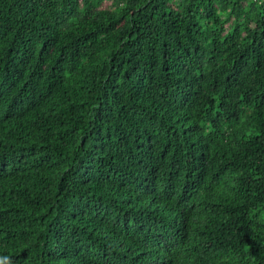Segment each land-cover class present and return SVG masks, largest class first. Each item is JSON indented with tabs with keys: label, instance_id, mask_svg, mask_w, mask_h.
<instances>
[{
	"label": "trees",
	"instance_id": "16d2710c",
	"mask_svg": "<svg viewBox=\"0 0 264 264\" xmlns=\"http://www.w3.org/2000/svg\"><path fill=\"white\" fill-rule=\"evenodd\" d=\"M0 264H264V0H0Z\"/></svg>",
	"mask_w": 264,
	"mask_h": 264
}]
</instances>
